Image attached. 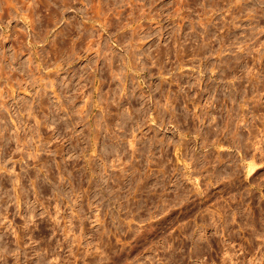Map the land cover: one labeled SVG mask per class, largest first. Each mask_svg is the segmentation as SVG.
<instances>
[{
  "label": "rangeland",
  "instance_id": "obj_1",
  "mask_svg": "<svg viewBox=\"0 0 264 264\" xmlns=\"http://www.w3.org/2000/svg\"><path fill=\"white\" fill-rule=\"evenodd\" d=\"M0 102V264H264V0H0Z\"/></svg>",
  "mask_w": 264,
  "mask_h": 264
},
{
  "label": "bare ground",
  "instance_id": "obj_2",
  "mask_svg": "<svg viewBox=\"0 0 264 264\" xmlns=\"http://www.w3.org/2000/svg\"><path fill=\"white\" fill-rule=\"evenodd\" d=\"M229 1H230V0H229ZM6 2H7V1H6ZM237 2H238V1H237ZM234 3H235V2H234ZM238 3L240 4V2H238ZM6 4H7V3H6ZM229 4H230V3H229ZM231 4H232V3H231ZM236 4H237V3H236ZM63 5H64V4H63ZM100 7H101V6H100ZM100 7H99V8H100ZM93 19H94V17H93ZM95 19H96V18H95ZM101 19H102V18H101ZM49 21H50V20H49ZM50 22H51V21H50ZM104 24H105V23H104ZM102 27H103V26H102ZM19 33H21V32H19ZM88 40H89V39H88ZM56 41H57V40H56ZM56 41H54L55 44L57 43ZM87 42H88V41H87ZM89 42H90V41H89ZM92 42H93V41H92ZM118 43H119V42H118ZM128 43H129V42H128ZM97 44H98V43H97ZM57 45H58V43H57ZM57 45H56V46H57ZM93 45H94V44H93ZM128 45H129V44H128ZM89 46H90V45H89ZM54 47H55V46H54ZM71 48H73V47H71ZM101 48H103V47H101ZM128 48H129V46H128ZM130 48H131V47H130ZM90 49H91V48H90ZM97 49L99 50V48H97ZM97 49H96V50H97ZM135 50H136V49H135ZM71 51H73V50L71 49ZM128 51H129V50H128ZM58 52H59V51H58ZM58 52H57V53H58ZM89 52H90V51H89ZM103 52H104V51H103ZM134 52H135V51H134ZM162 52H163V51H162ZM59 53H60V52H59ZM94 53H95V52H94ZM96 53H97V52H96ZM98 53H99V52H98ZM50 54H51V53H50ZM114 54H115V53H114ZM129 54H130V53H129ZM55 55H56V54H55ZM57 55H58V54H57ZM58 56H59V55H58ZM58 56H57V57H58ZM70 56H71V55H70ZM102 56H103V55H102ZM130 56H131V55H130ZM116 57H117V56H116ZM121 57H122V56H121ZM132 57H133V56H132ZM106 58H107V57H106ZM117 58H118V57H117ZM108 59H110V58H108ZM115 59H116V58H115ZM124 59H125V58H124ZM124 59H123V60H124ZM161 59H162V58H161ZM110 60H111V59H110ZM157 60H158V59H157ZM159 60H160V59H159ZM66 61H67V60H66ZM128 61H129V60H128ZM130 61H131V60H130ZM55 62H56V61H55ZM69 62H71V61H69ZM121 62H122V61H121ZM110 63H111V62H110ZM115 63H116V62H115ZM58 64H59V63H58ZM58 64H57V65H58ZM58 66H59V65H58ZM107 67H108V66H107ZM131 67H132V66H131ZM118 68H119V67H118ZM118 68H117V69H118ZM120 68H121V67H120ZM141 70H142V69H141ZM160 71H161V70H160ZM118 72H119V71H118ZM158 73H159V72H158ZM110 74H113V73H110ZM117 74H118V73H117ZM160 75H161V74H160ZM113 76H114V75H113ZM113 76H112V77H113ZM47 78H48V77H47ZM110 78H111V77H110ZM5 79H6V78H5ZM34 79H35V78H34ZM47 81H48V80H47ZM50 82H51V81H50ZM10 85H11V84H10ZM190 85H192V84H190ZM253 85H254V84H253ZM257 87H258V86H257ZM251 88H252V86H251ZM12 89H13V88H12ZM44 89H45V88H44ZM44 89H43V90H44ZM223 89H224V88H223ZM227 90H228V89H227ZM229 90H230V89H229ZM257 91H258V90H257ZM45 92H46V91H45ZM108 93H109V92H108ZM101 98H102V96H101ZM97 101H98V100H97ZM86 102H87V101H86ZM86 102H84V103H86ZM0 103H1V102H0ZM104 103H105V102H104ZM101 104H102V103H101ZM166 106H167V105H166ZM81 108H82V107H81ZM108 108H109V107H108ZM168 110H170V109H168ZM83 111H84V110H83ZM156 112H157V111H156ZM165 112H166V111H165ZM229 112H230V111H229ZM155 114H156V113H155ZM171 115H172V114H171ZM182 115H183V114H182ZM228 115H229V113H228ZM261 115H262V114H261ZM233 117H234V116H233ZM233 117H232V118H233ZM244 117H245V116H244ZM261 117H262V116H261ZM178 118H179V117H178ZM178 118H177V119H178ZM215 118H216V117H215ZM229 118H230V117H229ZM222 119H223V118H222ZM225 119H226V118H225ZM243 119H244V118H243ZM160 120H161V119H160ZM172 120H173V119H172ZM192 120H193V119H192ZM228 120H229V119H228ZM228 120H226V121L224 122V125H223V124H221V125H223V128L226 130V134H228L227 132H229V133L231 134L230 136H231V138H233L232 140L235 141V143H233V144H234V145H235V144H239V142H240L242 139H244V137H242L241 135H239V133L237 132L238 128H237V130L235 129V130H233V131H230V129H229V128H230V124H229L230 122H229ZM236 120H237V119H236ZM156 121H157V120H156ZM214 121H215V120H214ZM248 122H249V121H248ZM259 123H260V122H259ZM216 124H217V123H216ZM243 125H244V124H243ZM263 125H264V124H263ZM212 126H213V125H212ZM251 126H252V125H251ZM254 126H255V125H254ZM215 127H216V126H215ZM221 127H222V126H221ZM221 127H220V128H221ZM234 127H235V126H234ZM239 127H240V126H239ZM210 130H211V129H210ZM248 130H249V129H248ZM203 131H204V130H203ZM193 132H194V131H193ZM213 132H214V131H213ZM213 132H212V133H213ZM216 132H217V131H216ZM222 132H224V131H222ZM257 132H258V131H257ZM257 132H256V133H257ZM208 133H209V129H208V130L206 129V134L208 135ZM247 133H248V132H247ZM217 134H218V132H217ZM133 135H134V134H133ZM205 136H206V135H205ZM215 136H216V135H215ZM245 137H246V136H245ZM252 137H256V136H253V134L249 131V135L246 137V141H247V140L250 141ZM216 138H217V136H216ZM232 140H231V141H232ZM237 141H238V143H237ZM243 141H244V140H243ZM252 142H253V141H252ZM128 143H129V142H128ZM241 143H242V142H240V144H241ZM250 143H251V142H250ZM138 144H139V143H138ZM156 144H157V143H156ZM202 144H203V143H202ZM247 144H248V143H247ZM247 144H246L243 148H245V147L247 148L248 145H249V144H248V145H247ZM204 145H205V144H204ZM205 146H206V145H205ZM235 146H236V145H235ZM235 146H234V147H235ZM242 146H243V145H242ZM145 148H146V147H145ZM139 151H140V150H139ZM144 151H146V150H144ZM254 151H255V150H254ZM259 153H260V152H259ZM244 154H245V153H244ZM257 154H258V153H257ZM217 157H218V156H217ZM252 158H253V157H252ZM252 158H251V160H249V161L246 163V165H247V172H248V173H253V171L255 170V168H256V166H257L256 163H255V160H253ZM206 159H207V158H206ZM211 159H212V158H211ZM244 159H245V158H244ZM217 160H218V159H217ZM213 162H214V161H213ZM218 163H219V162H218ZM207 165H208V164H207ZM224 166H225V165H224ZM257 167H258V166H257ZM224 168H225V167H224ZM233 169H234V168H233ZM211 170H212V169H211ZM227 176H228V175H227ZM225 178H226V177H225ZM230 178H231V176H230ZM233 180H234V178H233ZM248 217H251V216H248ZM252 218H253V217H252ZM243 219H244V218H243ZM243 219H242V220H243ZM248 219H250V218H248ZM214 230H215V229H214ZM174 246H175V245H174ZM177 248H178V247H177ZM199 248H200V247H199ZM176 250H177V249H176ZM171 251H172V250H171ZM170 253H171V252H170ZM196 255H197V254H196ZM178 256H179L178 253H177V254H176V253H173V255L171 256L172 259H171V258H170V259L172 260V262H173L174 264H179V258H178ZM180 257H181V256H180ZM148 258H149V257H148ZM134 259H135V258H134ZM144 260H145V259H144ZM125 263H126V262H125ZM141 264H142V263H141Z\"/></svg>",
  "mask_w": 264,
  "mask_h": 264
}]
</instances>
